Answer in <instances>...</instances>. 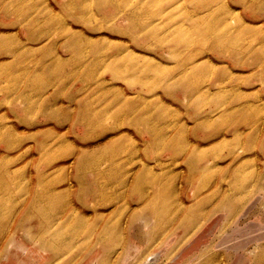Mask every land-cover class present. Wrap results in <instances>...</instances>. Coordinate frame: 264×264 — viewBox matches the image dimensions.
Segmentation results:
<instances>
[{
  "label": "rangeland",
  "instance_id": "1",
  "mask_svg": "<svg viewBox=\"0 0 264 264\" xmlns=\"http://www.w3.org/2000/svg\"><path fill=\"white\" fill-rule=\"evenodd\" d=\"M0 264H264V0H0Z\"/></svg>",
  "mask_w": 264,
  "mask_h": 264
}]
</instances>
